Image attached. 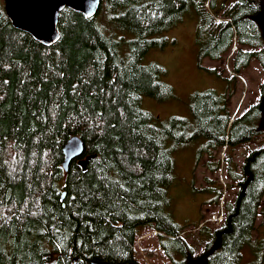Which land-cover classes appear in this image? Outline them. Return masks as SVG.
Returning a JSON list of instances; mask_svg holds the SVG:
<instances>
[{
    "label": "trees",
    "instance_id": "trees-1",
    "mask_svg": "<svg viewBox=\"0 0 264 264\" xmlns=\"http://www.w3.org/2000/svg\"><path fill=\"white\" fill-rule=\"evenodd\" d=\"M189 8L198 16L199 64L236 45L234 75L252 60L264 69V0H101L93 17L64 8L49 47L16 29L0 0V264H141L142 227L182 254L174 264H263L264 231L255 232L264 227V144L239 167L231 152L264 134V80L258 101L232 120L233 77L229 93L193 92L187 118L160 122L142 107L146 97L175 93L166 68L143 61ZM74 135L82 158L95 155L84 171L76 159L62 166ZM194 141L197 159L225 148L227 177L239 189L200 253L166 211L174 155Z\"/></svg>",
    "mask_w": 264,
    "mask_h": 264
},
{
    "label": "rangeland",
    "instance_id": "rangeland-1",
    "mask_svg": "<svg viewBox=\"0 0 264 264\" xmlns=\"http://www.w3.org/2000/svg\"><path fill=\"white\" fill-rule=\"evenodd\" d=\"M197 24L198 16L194 9L189 8L177 25L160 35L166 37V44L162 48H150L144 58V63L153 61L163 65L167 70L166 81L175 89L174 95L166 99L156 100L150 97L143 99L142 107L157 116L160 122H166L171 116L187 118L190 115V96L195 91L214 89L218 93H229L226 81L230 77H233L230 84L234 91L228 104L231 120L258 101L259 85L264 80V69L261 65L252 60L246 69L234 75L231 70V57L235 45L221 61L214 62L205 58L199 64L196 45ZM208 68H216L222 76L209 72ZM263 144L264 134H260L251 142L231 152L232 160L239 167L253 149ZM197 146L198 143L194 141L174 155L175 171L173 181L167 188L169 204L166 211L175 222L185 227L183 232L187 243L196 253H200L211 240L208 228L213 229L222 222L224 202L234 198L239 189L231 185L227 177L225 148H220L211 155L205 153L197 159ZM217 164L219 165L217 169L209 168ZM218 190L222 193L216 202L213 199ZM261 221L262 215L258 217V225ZM200 226L203 228L198 230ZM263 231L264 227H260L255 235L260 236ZM138 233L136 256L141 264H174L175 260L182 257L180 252L168 253L164 246L166 243L163 245L166 239L152 228L142 227ZM245 255L247 254L243 250V258Z\"/></svg>",
    "mask_w": 264,
    "mask_h": 264
},
{
    "label": "water",
    "instance_id": "water-1",
    "mask_svg": "<svg viewBox=\"0 0 264 264\" xmlns=\"http://www.w3.org/2000/svg\"><path fill=\"white\" fill-rule=\"evenodd\" d=\"M4 11L11 24L24 31L43 46L53 45L60 36L58 31L59 13L64 8L93 17L99 10L101 0H2ZM62 152L63 169L68 170L69 164L76 159V164L84 171L88 161L95 155L83 156V142L79 136H72L65 142ZM64 195V194H63ZM87 264H110L105 261L91 260ZM125 264H137L128 262Z\"/></svg>",
    "mask_w": 264,
    "mask_h": 264
},
{
    "label": "bare ground",
    "instance_id": "bare-ground-1",
    "mask_svg": "<svg viewBox=\"0 0 264 264\" xmlns=\"http://www.w3.org/2000/svg\"><path fill=\"white\" fill-rule=\"evenodd\" d=\"M74 136H78V135H74Z\"/></svg>",
    "mask_w": 264,
    "mask_h": 264
}]
</instances>
